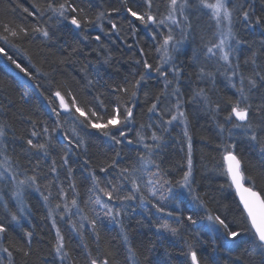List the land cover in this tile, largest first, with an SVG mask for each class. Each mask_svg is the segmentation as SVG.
<instances>
[{
  "label": "trees",
  "instance_id": "trees-1",
  "mask_svg": "<svg viewBox=\"0 0 264 264\" xmlns=\"http://www.w3.org/2000/svg\"><path fill=\"white\" fill-rule=\"evenodd\" d=\"M33 2L34 0H0V21L20 23L26 17L22 9L27 7L32 10ZM81 2L82 6L87 7V0ZM247 3L252 4L255 15L264 13V0H247ZM93 4L98 5L90 10L91 15L94 16L99 11H110L113 7H119L120 0H93ZM157 5L161 11L164 10L163 0H154V8ZM129 6L141 8L142 0H129ZM205 12L206 10L201 11L196 7L191 9L194 31L180 52L176 53L177 65H183L184 68L179 87L185 101L184 110L191 143L194 178L192 187L194 193L199 194L203 207H198L193 202L192 195L189 196L187 189H184L187 193L183 195V188L179 187L173 188L175 198L164 204L165 212H172V217L157 213L151 205L142 208L139 201L130 202L126 209L127 214L121 217L127 241L121 228L102 214L98 219L97 238L86 221L83 229L73 230L70 221L75 222L77 228L81 223L80 214H73L76 213L75 208L71 209L64 219H61L56 212L51 215L49 212L55 207L56 191L59 187H63L68 192L70 202L73 193L68 186L73 183L79 194L76 198L79 207L83 209V215L93 217L92 208L95 206L91 202L85 203L89 201L88 189L91 187V180L89 172L83 167L84 160L90 161L91 167L96 169V174L102 179L105 174L99 172L98 166L113 157L116 151L121 152V167L133 163L137 154L144 151L143 145L136 143L140 125L156 121L155 117L146 112L144 92L147 91L154 97L163 87V81L153 79L142 87L135 101V122L128 125L127 139H123L120 145L109 142L106 137L93 129L76 127L85 144L79 149L74 148L69 155V164L64 167L59 166L60 156L63 155L60 149L67 143L64 140L65 134L71 136V130L75 125L68 113H61L57 117L52 111L53 107H57L60 111L57 100L53 99V103H49L47 98L51 97L54 91L59 90L60 85H71L72 91L79 100L91 101L93 96L104 93L105 102L108 103L112 99L110 85L121 83L125 77L132 79L134 73L142 70L135 63L136 60L141 59V48L149 54L147 56L149 62H157V54L153 51L154 41L150 33L141 26L133 35L126 13L122 10L101 20L99 26L88 25L83 30L64 23H56L53 17L47 25L53 33L52 39L48 41H44L39 35L35 39L29 37L26 41H17L9 37L11 44H6L0 39V47H4L17 63L27 67L31 72V76H25L7 57L0 55V125L5 126L7 133L6 136L0 137V153L6 154L14 163H18L21 170L28 169V175L32 174L31 170L39 162L38 171L46 174V179L41 180V191L44 195H47L49 190L52 192L49 202L46 203L41 191L26 190L23 197L26 210L19 224L11 221L7 210L0 207V221L7 220L11 224L3 246H8L11 242L17 247L23 246L26 250H30V255L25 257L22 252L10 249L13 251V264H69V261L62 262L54 252L56 228L53 227V219L64 236L72 264H86L88 252L93 256L98 252L110 253L111 264H133L127 258L129 245L136 253L137 264H190L181 254L186 251V244H191L197 250L202 264H209L210 258L217 259L219 264H264V256L252 247L249 233H243L236 243L230 246V250H225L223 235L214 231L211 225L210 230L204 227L208 214L221 215L222 218H226L230 227H237L242 210L233 188L229 187L230 181L222 174L223 170L219 167L221 151L216 146L228 137V132L221 133L217 122H222L226 112L214 117L199 97L192 99L193 93L201 88L210 99L219 101L222 108L225 107L228 99L236 98V90L231 87L227 78L230 73L225 74L223 68L220 71H216V66L208 68L214 73L213 79L196 78L198 65H193V56L200 51V35L209 23ZM46 20L47 16L35 20L29 17L26 22L43 24ZM109 20L118 24V33L110 32ZM233 30L237 38L244 41L236 46L234 57L240 64L241 73L244 76H251L254 72L264 75V29L258 26L246 27L242 21L237 20ZM97 35L101 37L100 41L94 39ZM85 36L88 38L85 39ZM73 49L76 51L74 52ZM253 53H255V64L252 63ZM89 81L92 83L89 84ZM25 92H27L26 97ZM261 96H264V89L255 93L253 99L258 103ZM32 122H35L37 131H41L44 127L49 129L54 148L47 157L42 152L37 154L34 150H30L26 143L33 129ZM57 124L60 126L57 127ZM150 131L147 130L145 134H150ZM183 131L178 123L170 126L169 131L163 134L161 146L156 149L153 156L161 169L173 180H179L188 167L189 139L183 135ZM239 133L240 130H233V138L238 142L237 151L245 161L248 174L256 177L257 190L264 192V174L261 173L259 151L252 150L247 140ZM49 136L33 138V140L36 142L39 139L43 142ZM128 140H132L133 143L129 144ZM145 142L152 143L151 140ZM53 159L57 161L56 173L49 172ZM68 167L72 168L70 178L67 174ZM49 182L52 187L45 189L43 185ZM5 183L8 190L2 192L3 187L0 186V200L7 202L10 210L16 211L11 187L7 182ZM189 215L195 220L194 224L187 220ZM158 216L167 219L174 227L177 226L176 217H179V234L172 236L167 232H157ZM24 231L33 233L30 244L23 236ZM0 256H4V264H8L7 255L0 253Z\"/></svg>",
  "mask_w": 264,
  "mask_h": 264
},
{
  "label": "snow or ice",
  "instance_id": "snow-or-ice-1",
  "mask_svg": "<svg viewBox=\"0 0 264 264\" xmlns=\"http://www.w3.org/2000/svg\"><path fill=\"white\" fill-rule=\"evenodd\" d=\"M163 3L164 10L161 11L159 5L154 8V0H142L143 7L141 8L129 6V0H120L119 7H113L110 11H99L93 16L90 10L93 7H98L93 4V0H87V7L82 6L81 0H43V2L34 0L31 5L32 10L27 7L22 9L26 17L20 23L12 24L0 21V33H3L0 34V39H3L6 44L12 43L9 37L17 41H26L29 37L35 39L39 35L43 37L44 41H48L52 39L53 33L47 25L53 17H55L56 23H64L75 29L83 30L88 25L99 26L101 20L123 10L128 18L127 22L132 34L134 35L137 29L142 26L150 33L151 39L154 41L153 51L157 54V62H149L147 58L149 54H146L141 48V59L136 60L135 63L142 70L134 73L132 79L125 77L121 83L110 85L112 99L108 103L105 102L104 93L93 96L91 101L79 100L72 91L71 85H60L59 90L54 91L51 97L47 98L49 103H53V99L58 100V108L68 113L75 125L71 130V136L68 133L65 134L64 140L67 143L60 149L63 155L60 156L59 166L64 167L69 164V155L74 148L79 149L85 144L83 137L76 131V127L93 129L96 133L106 137L109 142L120 145L123 139H127L128 125L135 122V101L142 87L153 79L163 81V87L154 97L149 92H144L146 112L155 117L156 121L140 125L136 143L143 145L144 151L137 154L136 160L128 166L121 167V152L116 151L113 157L98 166L99 172L105 174L103 179L96 174V169L91 167L90 161L84 160L83 167L89 172L91 180V187L88 189L89 201L85 203L91 202L95 206L92 208L93 217L89 218L83 215V209L79 207L76 198L79 194L73 183L68 186L73 193L70 202L68 201V192L63 187H59L56 191L57 202L55 207L50 209L49 214L56 212L61 219H64L65 215L75 208L76 213L73 214H80L81 223L77 228L76 223L70 221L73 230L83 229L86 221L97 238L99 235L96 231L98 219L102 214L121 228L124 239L127 241L121 217L127 214L126 209L130 202L139 201L142 208L151 205L157 213L172 217V212H165L164 204L175 198L173 188L179 187L187 189L192 195L193 202L198 207H203L199 194L194 193L192 187L194 178L192 177L191 143L187 131L185 101L179 87L184 68L183 65L176 63V53L180 52L194 31L191 9L196 7L201 11L206 10L205 14L209 20L200 35V51L193 56V65H198L195 72L196 78L198 80L213 79L214 73L208 68L216 66V71L223 68L225 74L230 73L227 78L231 87L236 90V98L228 99L225 107L222 108L219 101L210 99L205 90L201 88L193 93L192 99L195 100L199 97L201 102L208 106L214 117H219L222 112H226L222 122H217L221 133L228 132V137L216 146L221 151L219 167L223 170L222 174L230 181L229 187L235 188L239 196V203L242 205L237 227H230L226 218H222L221 215L208 214L206 218L212 229L223 235L225 250H230V246L234 245L243 233H249L252 247L264 256V192L257 190L256 177L248 174L245 161L237 151L238 142L233 138V130H240L239 135L247 140L249 147L252 150L258 149L261 173L264 174V96L259 98L258 103L253 99L255 93L264 89V75L254 72L251 76H244L241 73L240 64L234 57L236 46L244 41L238 39L233 30L237 20L242 21L246 27L258 26L264 29V13L255 15L252 4L247 3V0L244 2L241 0H163ZM45 16H47V20L43 24L26 22L29 17L35 20ZM137 22L139 23L137 24ZM109 23L111 25L110 32L118 33V24L111 20ZM101 30L103 31L102 28ZM94 39L100 41L101 37L97 35ZM73 51L75 52L76 49ZM0 55L7 57L25 76H31L29 69L17 63L4 47H0ZM254 57L255 53H253V64L256 62ZM105 62L107 63V60ZM91 83L92 81H89V84ZM24 96H27V92L24 93ZM109 105L111 106L109 107ZM52 111L57 117L61 115L57 107H53ZM32 123L33 129L26 143L30 150H34L37 154L42 152L47 157L54 148L49 136V129L44 127L41 131H37L35 122ZM174 123L184 125L183 135L189 139L188 167L179 180L169 178V174L162 170L160 164L153 159L156 149L160 148V142L164 139L163 134L167 133L169 127ZM59 126L57 124V127ZM149 129L151 130L150 134H145ZM6 134L5 126L0 125V137H4ZM42 136H49V138L43 142H40L39 139L34 142L33 138ZM146 140H151L152 143H146ZM127 142L133 143L132 140ZM0 157H2L0 158V183L7 182V185L11 187L12 199L16 202V211L10 210L7 202L2 200H0V207L7 210L11 221L19 224V220L26 210L23 199L25 191L28 189L41 191V180L46 179V174L38 171L39 162L31 170L32 174L28 175V169L21 170L19 164L14 163L6 154L0 153ZM49 172H57L55 159L49 166ZM67 174L70 178L71 167H68ZM43 187L50 189L52 184L49 182ZM41 195L48 203L52 192L49 190L48 194L44 195L41 191ZM187 220L195 223L191 215L187 216ZM176 224L177 226L174 227L167 219L158 216L157 232H167L172 236H177L180 232L179 217H176ZM10 227L9 221H0V253H5L8 264H13V251L10 249L22 252L25 257L30 255V250H26L23 246L17 247L11 242L8 246H3ZM53 227L56 228L53 244L55 254L62 262L69 261V264H72L64 236L56 227L55 219H53ZM23 236L30 244L33 233L24 231ZM127 251V258L133 264H137L134 249L129 245ZM181 254L190 264H202L201 257L198 256L197 250L191 244H186V251ZM4 259V256H0V264H4ZM86 264H111L110 253L98 252L93 256L91 252H88ZM209 264H219V261L210 258Z\"/></svg>",
  "mask_w": 264,
  "mask_h": 264
},
{
  "label": "rangeland",
  "instance_id": "rangeland-1",
  "mask_svg": "<svg viewBox=\"0 0 264 264\" xmlns=\"http://www.w3.org/2000/svg\"><path fill=\"white\" fill-rule=\"evenodd\" d=\"M0 186H2L3 187V190H2V192L4 191V190H6L7 189V186H6V183L5 182H2V183H0ZM8 190V189H7ZM186 193H187V191L186 190H182V194L183 195H186ZM189 196H190V194H189ZM210 222L207 220L205 223H204V227L206 228V230H210L209 228H210Z\"/></svg>",
  "mask_w": 264,
  "mask_h": 264
},
{
  "label": "water",
  "instance_id": "water-1",
  "mask_svg": "<svg viewBox=\"0 0 264 264\" xmlns=\"http://www.w3.org/2000/svg\"><path fill=\"white\" fill-rule=\"evenodd\" d=\"M57 102H58V100H57ZM58 104H59V102H58ZM60 112L61 113H65V112H63V110H61L60 109ZM247 186V185H246ZM233 188V191H234V193H235V196H236V198H237V200H238V202H239V196L237 195V193H236V190H235V188L234 187H232ZM240 204V203H239ZM241 206V208H242V205H240Z\"/></svg>",
  "mask_w": 264,
  "mask_h": 264
},
{
  "label": "bare ground",
  "instance_id": "bare-ground-1",
  "mask_svg": "<svg viewBox=\"0 0 264 264\" xmlns=\"http://www.w3.org/2000/svg\"><path fill=\"white\" fill-rule=\"evenodd\" d=\"M178 126H179L181 129L184 130V125H183V124L178 123ZM180 131H181V130H180ZM181 132H182V131H181Z\"/></svg>",
  "mask_w": 264,
  "mask_h": 264
}]
</instances>
